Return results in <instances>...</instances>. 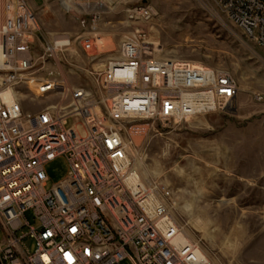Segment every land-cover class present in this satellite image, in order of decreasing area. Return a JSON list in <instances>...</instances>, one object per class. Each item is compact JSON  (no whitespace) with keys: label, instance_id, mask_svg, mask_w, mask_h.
<instances>
[{"label":"built area","instance_id":"1","mask_svg":"<svg viewBox=\"0 0 264 264\" xmlns=\"http://www.w3.org/2000/svg\"><path fill=\"white\" fill-rule=\"evenodd\" d=\"M102 1L58 0L66 11ZM213 1L264 47V0ZM100 11L92 10L94 27ZM156 16L151 4L128 8L133 29L118 54L101 69L83 68L91 86L66 88L64 79L42 76L41 65L72 63L66 54L77 43L94 55L103 37L42 40L26 0H0V264H214L195 244L174 241L182 229L173 214V192L161 180L142 177L135 153L160 125L233 113L241 87L229 71L161 57L146 27ZM22 86L38 95L66 89L69 102L25 112L17 97ZM60 157L69 174L48 190L45 166ZM30 210L36 226L25 218ZM26 226L28 232L18 237ZM28 237L35 244L32 253L22 247Z\"/></svg>","mask_w":264,"mask_h":264},{"label":"rangeland","instance_id":"2","mask_svg":"<svg viewBox=\"0 0 264 264\" xmlns=\"http://www.w3.org/2000/svg\"><path fill=\"white\" fill-rule=\"evenodd\" d=\"M26 1L38 17L42 40L87 33L104 39L94 55L83 53L77 43L76 51L66 54L72 63L41 65L42 76L64 79L66 88L91 86L83 68L101 69L118 54L119 44L133 29L127 9L142 3L157 12L146 27L161 57L233 74L241 87L233 113L212 112L160 125L159 133L138 142L134 163L144 179L161 180L172 190L178 225L214 264H264V47L250 41L213 0H103L92 7L77 4L71 11L58 0ZM92 10H101L95 27ZM17 97L28 113L69 102L66 89L38 95L22 86ZM45 170L49 190L68 176L69 164L60 157ZM25 218L37 225L32 210ZM28 230L26 226L16 235ZM4 239L0 228V243ZM21 243L27 253L34 251L31 238Z\"/></svg>","mask_w":264,"mask_h":264},{"label":"bare ground","instance_id":"3","mask_svg":"<svg viewBox=\"0 0 264 264\" xmlns=\"http://www.w3.org/2000/svg\"><path fill=\"white\" fill-rule=\"evenodd\" d=\"M186 62H189V61H186ZM189 63L195 64V65H202V64H200V62H189ZM13 97H14V95H13L12 92H8V93L5 95V98H6L7 100H9V101H11V100L13 99ZM140 177H141V176H140ZM174 241H175L178 245H180V246H182V245H184V244H186V243H191V242H190V239H189V235H188L185 231L180 232V234H178V235L175 237ZM198 251H199L200 253H203V251H201L200 248H198ZM203 254H204V253H203Z\"/></svg>","mask_w":264,"mask_h":264}]
</instances>
